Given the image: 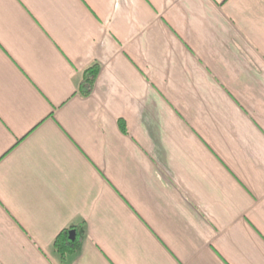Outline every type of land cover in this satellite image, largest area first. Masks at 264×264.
<instances>
[{"label":"crops","instance_id":"1","mask_svg":"<svg viewBox=\"0 0 264 264\" xmlns=\"http://www.w3.org/2000/svg\"><path fill=\"white\" fill-rule=\"evenodd\" d=\"M71 224L67 264H264V0H0V264Z\"/></svg>","mask_w":264,"mask_h":264},{"label":"trees","instance_id":"2","mask_svg":"<svg viewBox=\"0 0 264 264\" xmlns=\"http://www.w3.org/2000/svg\"><path fill=\"white\" fill-rule=\"evenodd\" d=\"M98 64L94 63L84 70L81 82L78 85V91L83 95H88L91 90L98 73ZM120 127L124 129V125L120 121ZM70 231H74L71 236ZM82 234L79 232L77 225L71 224L62 229L52 242V251L59 257L63 264H67L69 257L78 252L81 242Z\"/></svg>","mask_w":264,"mask_h":264},{"label":"water","instance_id":"3","mask_svg":"<svg viewBox=\"0 0 264 264\" xmlns=\"http://www.w3.org/2000/svg\"><path fill=\"white\" fill-rule=\"evenodd\" d=\"M71 236L74 234V231H70Z\"/></svg>","mask_w":264,"mask_h":264}]
</instances>
